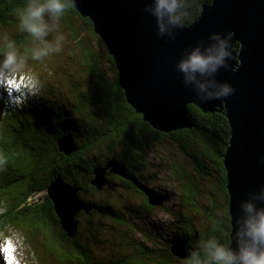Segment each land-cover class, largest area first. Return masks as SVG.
Instances as JSON below:
<instances>
[{
	"label": "trees",
	"instance_id": "16d2710c",
	"mask_svg": "<svg viewBox=\"0 0 264 264\" xmlns=\"http://www.w3.org/2000/svg\"><path fill=\"white\" fill-rule=\"evenodd\" d=\"M190 2L191 22L185 26L191 25L199 17L202 5L212 0ZM25 3L26 0H0V38L4 34L14 40L32 70L50 68L57 57L59 61L76 60V68L74 78L66 86L67 96L51 90L54 85L51 84L31 102L27 99L15 107L4 101L6 94L0 89V154L7 159L0 170V207L6 208L0 214V230L10 226L23 234L29 248L36 243L40 251L38 264H186V258L172 253V245L180 244L192 252L197 250L199 241L209 236L229 243L223 155L230 128L224 112L203 113L188 105L191 128L168 134L154 130L126 102L105 45L94 33L91 21L82 18L73 7L57 21L70 38L66 44H72L73 51L66 49L65 55L32 60V38L18 29L17 14ZM84 32L88 34L86 38L82 36ZM83 75L91 84L86 91V86L81 85ZM62 138L74 144L70 155L58 150L57 143ZM97 153L105 163L115 159L123 164L130 176L148 187L150 181L144 173L150 171L152 158L160 162L177 198L178 210L169 226L176 233L173 239L169 241L168 231L153 225L150 217L144 220L127 211L123 215L107 200L96 203L85 199L92 207L84 211L90 220L81 222L77 214L75 237H68L54 213L47 190L60 179L84 194L103 193L111 181L101 190L91 185L94 168L102 165L97 162ZM114 178L124 189L139 196L142 208L150 215L163 209L164 204L150 205L130 181ZM217 196L223 201L220 206L216 203ZM132 216L141 223L144 220L150 230L132 223ZM94 217L117 228L113 240L106 237L116 251L101 257L95 249L104 233ZM0 264H5L2 251Z\"/></svg>",
	"mask_w": 264,
	"mask_h": 264
},
{
	"label": "water",
	"instance_id": "95a60500",
	"mask_svg": "<svg viewBox=\"0 0 264 264\" xmlns=\"http://www.w3.org/2000/svg\"><path fill=\"white\" fill-rule=\"evenodd\" d=\"M150 0H75L73 8L91 21L94 33L112 58L118 85L126 102L154 130L161 133L191 128L187 106L203 113L224 112L230 132L223 155L228 194L229 243L235 246L233 230L241 216L240 203L248 194L264 185V0H212L202 5L199 17L189 26L175 30L174 38H158L154 19L144 11ZM234 33V59L237 70L221 69L216 79L230 83L235 92L223 101L201 103L190 88L182 84L175 70L176 61L198 41H207L210 33ZM242 45V47H241ZM58 150L70 155L74 144L68 138L58 141ZM91 185L101 190L106 173L130 181L148 203L160 207L170 200L168 193L156 191L126 172L115 159L105 168L95 167ZM77 189L60 179L52 183L48 198L54 213L70 239L78 227L80 210L92 207L77 199ZM264 206V205H258ZM182 259L190 251L180 244L171 247Z\"/></svg>",
	"mask_w": 264,
	"mask_h": 264
},
{
	"label": "clouds",
	"instance_id": "9594fccd",
	"mask_svg": "<svg viewBox=\"0 0 264 264\" xmlns=\"http://www.w3.org/2000/svg\"><path fill=\"white\" fill-rule=\"evenodd\" d=\"M74 4L75 0H26L17 20L19 31L32 38V60L41 61L61 52L63 37L55 35L49 39V35ZM144 11L154 19L158 38L172 39L175 30L191 22L190 0H150ZM233 37L232 32L210 33L206 42L198 41L174 65L182 84L201 103L223 101L235 92L230 83L216 79L221 69L233 73L237 70L229 63L235 54ZM25 63L26 58L19 53L15 41L6 35L0 38V89L7 95L9 106L20 107L40 92V78L27 71ZM6 164V157L0 154V170ZM258 205H264V185L249 193L248 199L239 205L241 216L233 230L235 246L209 236L199 241L196 251L189 253L186 264H264V206ZM5 211L6 208L0 207V214ZM0 251L5 253V264H38L23 234L7 225L0 230Z\"/></svg>",
	"mask_w": 264,
	"mask_h": 264
},
{
	"label": "rangeland",
	"instance_id": "374dc122",
	"mask_svg": "<svg viewBox=\"0 0 264 264\" xmlns=\"http://www.w3.org/2000/svg\"><path fill=\"white\" fill-rule=\"evenodd\" d=\"M55 35H60L63 37L62 50L60 52L62 55L66 54L65 53L66 49L73 51L72 44L70 43H68V45L66 44L70 38L66 36L65 30L57 22L55 23V31L50 33L49 39H51ZM3 36L5 35L3 34ZM3 36H1V38ZM82 36L83 38L84 37L86 38L88 34L84 32ZM94 48L97 50V47H94ZM59 60H60V57H57L56 60L55 59L52 60L50 64L51 65L50 68H46L44 66L36 70H32V67L27 66L25 64V69L27 71L37 74L38 77L40 78L42 86H41L40 92L38 93V95H36L37 97L42 94V91L45 89V87L50 86L51 84H54L51 90L56 91L57 94L60 93L61 95L67 96L68 93H67L66 86L69 85L70 83L69 80H72L74 78L73 68L74 67L76 68V60H70L68 58H66V60L65 59H62L61 61ZM81 85L86 86L85 88L87 89H85V91L91 88L90 87L91 84L85 75L82 76ZM53 96H56V93L53 94ZM34 97L28 98V101L31 102L33 99H35ZM3 98H4V101H7V95L6 97H3ZM96 156H99V153H97ZM97 158H99L97 162H100V164H102L97 167L105 168L107 162L105 163L104 159H102L100 156ZM151 163L152 165H151L150 171L149 172L147 171L144 173V176L146 177V179L147 180L149 179L150 181L149 187L152 189H155L156 191L162 192V193H165V190L167 189L168 194L170 195L171 193L170 200L164 203L163 209L156 210L151 215L149 214L147 210H144L142 208L139 196L132 193L131 190L124 189L121 186V183L118 180H116V178H114L115 176H117L114 173L105 174L106 180L111 181L112 184L110 187L106 185L107 187L105 188L104 186L105 190L103 191V193L84 194L83 192L76 191L74 194L77 197V199L92 200L96 203H100L103 200H107L109 204L112 205L113 209L116 212H121L123 215L127 212L128 213L130 212L131 215H134L136 213V216H138V218L143 217L144 220L146 219V217L147 218L150 217L151 223L153 225H155L159 229L168 231L167 237H169L168 239L170 241V239H173L174 236L176 235V233H174L173 230L171 231L169 230V228H171L169 226L172 224V221L174 220V216L176 215V212L178 210L177 198L175 196L176 195L175 193L172 194L173 187H171L169 180L166 178L163 171L161 170L162 168L159 166L160 162L152 158ZM67 186H69V184H67ZM44 194L45 193H42L40 195H44ZM216 203L218 204V206H220L223 203L220 196L216 197ZM78 214H79L78 220H80L81 222L90 220V217L87 214H85L83 210H80ZM136 216L134 217L132 216L131 222L137 223L138 225L141 226V228H143V230L149 231L150 229L147 228L146 222L144 220H143V223H141L140 221H137ZM93 220H95L96 223L98 222V224L102 226L101 232L104 233L103 235H104V238L106 239L104 240V238H101L100 243L96 246L95 251H98V250L100 251V253H97L99 257L106 255V254L108 255L112 253L113 251H116L115 248L112 249L110 242L106 237H109L110 240H113L112 237L117 228L115 229L114 225H112L107 220H100L97 217H94ZM30 250L35 253L36 258L39 256L40 251L38 249V246H36V243H32V246L30 245ZM3 255L5 257L4 252H3Z\"/></svg>",
	"mask_w": 264,
	"mask_h": 264
},
{
	"label": "bare ground",
	"instance_id": "6f19581e",
	"mask_svg": "<svg viewBox=\"0 0 264 264\" xmlns=\"http://www.w3.org/2000/svg\"><path fill=\"white\" fill-rule=\"evenodd\" d=\"M37 66V65H36ZM63 69V68H62ZM46 82V81H45Z\"/></svg>",
	"mask_w": 264,
	"mask_h": 264
}]
</instances>
